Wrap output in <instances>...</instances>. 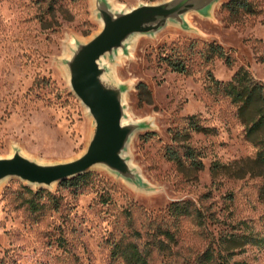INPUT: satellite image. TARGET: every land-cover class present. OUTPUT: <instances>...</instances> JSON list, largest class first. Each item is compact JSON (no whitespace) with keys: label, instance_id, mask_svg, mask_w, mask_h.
Wrapping results in <instances>:
<instances>
[{"label":"rangeland","instance_id":"1","mask_svg":"<svg viewBox=\"0 0 264 264\" xmlns=\"http://www.w3.org/2000/svg\"><path fill=\"white\" fill-rule=\"evenodd\" d=\"M109 1L127 11L167 0ZM230 1L217 3L211 18L190 13L194 31L169 25L154 37L138 36L131 54L114 65L127 86L128 119L148 126L128 150L146 188L103 167L88 172L78 189L4 181L0 264H126L113 249L121 241L147 251L150 264H201L211 245L230 264H264V164L236 106L208 90L209 74L229 82L242 67L264 84V0H243L248 8L236 11L226 8ZM102 27L95 0H0V159L20 151L57 164L85 153L93 119L73 93L64 62L75 42L90 41ZM212 42L231 57V67L198 53L191 54V73L179 74L162 61L173 49L191 57ZM193 115L211 130L190 137L204 153L201 171L165 157L173 134ZM23 187L52 198L45 194L35 213L23 202L29 198ZM183 201L202 209L206 224L173 216L169 207Z\"/></svg>","mask_w":264,"mask_h":264},{"label":"water","instance_id":"2","mask_svg":"<svg viewBox=\"0 0 264 264\" xmlns=\"http://www.w3.org/2000/svg\"><path fill=\"white\" fill-rule=\"evenodd\" d=\"M221 0H167L119 10L109 0H95L102 30L88 42H75L64 64L73 93L93 119V133L85 153L70 162L43 164L15 151L0 159V185L18 178L29 185L52 188L56 184L103 167L137 188H146L128 156L130 143L147 123L128 119L127 86L117 80L114 65L129 56L138 36L154 37L169 25L194 31L192 12L211 18Z\"/></svg>","mask_w":264,"mask_h":264},{"label":"trees","instance_id":"3","mask_svg":"<svg viewBox=\"0 0 264 264\" xmlns=\"http://www.w3.org/2000/svg\"><path fill=\"white\" fill-rule=\"evenodd\" d=\"M226 8L236 11L248 8V4L243 0H231L226 5ZM193 47L191 46V49ZM191 51L193 52H190L191 57H189L182 51H175L173 49L170 54L162 57V61L172 72L179 74L191 73L190 64L193 60L191 54L197 55L199 53L207 62L217 58L224 60L229 67L233 65L231 57L216 42L207 44L202 51L196 52L194 49ZM209 78L211 84L208 86V90L217 96L230 99L231 103L236 106L237 117L245 125L247 137L255 140L258 147L257 160L261 164H264V84L256 81L249 71L243 67L234 74L232 80L229 82L219 81L212 74H209ZM185 121L187 127L183 132L176 131L173 134L172 143L165 149V157L168 161L179 166L188 163L192 169L201 171L204 169V153L190 143V137L192 133L207 134L211 130L201 123L198 115L189 116ZM218 168L219 166L215 164L213 171H216ZM89 177V174H85L75 179L64 181L60 185L68 189H78L84 183L86 184ZM23 190L29 194V198L24 199V204L35 213L43 208L44 205L40 202L45 194L52 198L51 193L44 189L34 191L31 188L23 187ZM169 211L175 217H192L199 225H204L207 221L202 209L196 207L192 201L173 203L169 207ZM166 235L168 236L170 233L167 232ZM170 237L173 238L172 235ZM113 249L115 250V254L123 257L126 264H150L147 251L141 250L135 243H124L121 241L115 244ZM230 250V248L226 249L228 253ZM229 262V258L223 254L222 250L214 248V245H211L203 254L200 263L230 264Z\"/></svg>","mask_w":264,"mask_h":264}]
</instances>
